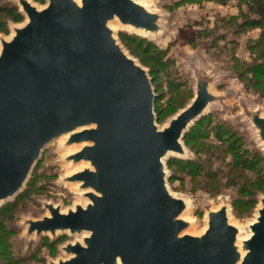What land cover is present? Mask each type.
<instances>
[{"label":"water","instance_id":"water-1","mask_svg":"<svg viewBox=\"0 0 264 264\" xmlns=\"http://www.w3.org/2000/svg\"><path fill=\"white\" fill-rule=\"evenodd\" d=\"M16 1L26 19L0 36V204L19 195L62 134L81 145L66 160L87 163L62 179L84 190L85 205L62 212L43 202L47 215L24 219L28 236L86 232L48 264H264V196L239 244L226 203L206 211L201 234L183 232L188 204L166 186L163 162L186 155L184 132L218 97L197 75L193 99L158 128L148 71L108 25L155 34L160 15L141 0ZM248 116L264 145V116Z\"/></svg>","mask_w":264,"mask_h":264},{"label":"rangeland","instance_id":"rangeland-1","mask_svg":"<svg viewBox=\"0 0 264 264\" xmlns=\"http://www.w3.org/2000/svg\"><path fill=\"white\" fill-rule=\"evenodd\" d=\"M31 1L38 8L46 3V0ZM2 4L15 5L20 11L16 0H0ZM145 4L147 10L160 15L157 33L143 34L120 26L113 31L124 51L135 58L153 80L150 83L158 95L153 107L157 127L166 126L168 120L193 99L195 77L201 75L210 79L209 89L218 97L205 111L207 119L203 120V134L214 140L213 131L228 129L229 133L245 141L242 148L259 154L261 160L256 167L260 171L245 170L250 174L252 184L249 181L243 183V178L231 180L219 175L212 181L210 189H194L189 183L190 176L180 170L186 160L204 159L205 154L200 148L205 149L208 142L202 137L197 141L181 139L186 155H169L163 162L167 172L166 186L173 195L188 202L181 217L190 221V225L183 232L201 234L206 226V211L226 203L229 221L240 230V241L250 234L248 224L255 219L259 198L264 196V145L248 116L254 110L264 116V92H261L264 82L252 86V82L246 81L249 73L246 77L239 75V64L243 63L246 68L253 61L255 51L252 46L262 32L259 27L250 29L244 25L245 18L256 17V14L247 9L243 0H148ZM25 19L22 13V19L14 22L0 11V36L9 38L13 33L11 27L22 24ZM119 32H125L127 36L121 37ZM132 35L137 39L130 37ZM171 84L177 85L179 95H183L180 108L171 109L166 101ZM66 137L62 134L46 145L19 198L0 204V264H48L50 260L65 259L69 255L61 247L66 242L81 240V234L67 232L55 237L25 234L24 219L35 220L48 214L43 202L59 205L62 212L87 202L75 183L62 181L64 176L87 165L66 160L67 155L81 146L65 145ZM218 140L223 143L218 147L220 150L225 143L221 137ZM220 157L222 160L211 157V163L205 164L209 171L226 172L223 162L233 156L220 151ZM182 176L181 181L178 177Z\"/></svg>","mask_w":264,"mask_h":264},{"label":"trees","instance_id":"trees-1","mask_svg":"<svg viewBox=\"0 0 264 264\" xmlns=\"http://www.w3.org/2000/svg\"><path fill=\"white\" fill-rule=\"evenodd\" d=\"M217 1L222 2L225 0H217ZM236 1L239 2L242 0H236ZM243 1L246 2L247 9H249V11L254 12L256 14V17L245 18L244 21L246 23L244 25H246L250 29L259 27L262 29V32L259 34L258 39L253 43L252 46L255 51L254 54L255 57H253V61L250 64H248L249 66L246 68L243 66V63L239 64L240 67L239 75L246 77V73H249L250 74L249 78H247L246 81L252 82L251 83L252 86L254 85L258 86L264 82V0H243ZM17 8L18 7H16L15 5L14 6L8 4L0 5V11L8 14V16H10L14 22L22 19V13H20V11ZM119 35L121 37L127 36L125 32H119ZM130 37H133V39L134 38L137 39V37L134 35ZM147 44H149V42H147ZM150 79L151 81H153L152 78ZM177 87H178L177 85H172V84L169 85L170 94L166 97V101H168V106L171 109L180 108L184 102L182 101L181 98L183 95H179L180 93L178 92ZM262 91L264 92V87L263 89H261V92ZM156 94L154 98L156 97V99H158L157 98L158 95L156 96ZM205 119L207 118H205V114H203L201 117L196 119L192 125L189 126V129L186 132H184L182 136V139H184L185 141L187 140L197 141L198 138L202 137L206 142H208L205 144L206 145L205 149L203 148V146L200 148V151L201 152L203 151V153L205 154L204 159L201 158L195 161L186 160V164H184V167L180 169L181 171L183 170V172H185V175L190 176L189 183L191 187H193L194 189H196L197 187L203 189H210L213 187L212 181H214L219 175H221L222 177L224 176V178L229 177L231 180H233L234 178L236 179L243 178V183L249 181V184H252L253 183L252 180H249L250 174L245 172V170H253L257 173L260 171L258 167H256V164L261 160L258 158L259 157L258 152L257 151L251 152L248 148H242L245 141H243L241 137H237L236 135L229 133L228 129L223 130V132L222 130L219 129L213 131L215 134L214 140L212 139L210 140L209 139L210 137H208L207 134H203L202 131L204 129L203 120ZM156 120H157V116H156ZM195 124L197 125L196 128L194 127ZM193 129H194V134H193ZM190 131L191 133L188 134ZM193 135H195L194 136L195 138H190ZM218 137H221L222 141H224L225 143L224 144L225 146H223L220 150H218V147L221 146L223 143H221V141L218 140ZM212 147H215L214 150ZM220 151L222 153L228 152L233 157L231 160L223 162L225 163L224 166L226 168V172L217 169L216 172L213 171L211 172L209 171L208 167L205 166V164L211 163L210 162L211 157L220 159L221 158ZM32 175L33 172L31 174V178ZM257 176H258L257 179L259 180L260 177L258 174ZM178 178L182 181L183 176ZM30 179L27 181L26 183L27 185ZM23 192H20L19 195L16 197V199H18Z\"/></svg>","mask_w":264,"mask_h":264},{"label":"bare ground","instance_id":"bare-ground-1","mask_svg":"<svg viewBox=\"0 0 264 264\" xmlns=\"http://www.w3.org/2000/svg\"><path fill=\"white\" fill-rule=\"evenodd\" d=\"M77 1L79 2V0H77ZM145 2H147V1H145V0H141V1H140V3L146 7ZM108 25H110V27H111L112 29L119 28V26H120V27H123V28L131 29V30L133 31V29H132L130 26L122 25L121 23H119V21H117V19H113L112 21H109V22H108ZM137 32H141V33H143L142 30H137ZM143 34H145V33H143ZM167 154H170V152H168ZM75 184L77 185V183H75ZM77 190H80V189H77ZM80 192L83 193L84 190H81ZM83 197H84V196H83ZM84 198H85V197H84ZM85 200H87V199L85 198ZM185 201L187 202V200H185ZM83 203H84V202H83ZM187 203H188V202H187ZM81 234L84 235V234H86V232H82ZM193 234H194V233H193ZM237 242H238V244H239V234L237 235ZM119 264H121V263H119Z\"/></svg>","mask_w":264,"mask_h":264}]
</instances>
